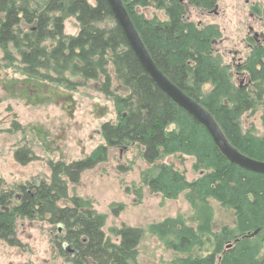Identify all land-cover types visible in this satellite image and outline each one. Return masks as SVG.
Returning <instances> with one entry per match:
<instances>
[{
	"label": "trees",
	"instance_id": "obj_1",
	"mask_svg": "<svg viewBox=\"0 0 264 264\" xmlns=\"http://www.w3.org/2000/svg\"><path fill=\"white\" fill-rule=\"evenodd\" d=\"M123 2L163 73L214 116L235 148L264 161V134L245 132L241 126L243 115L258 104L264 109V62L259 57L254 64L246 62L242 69L253 84L236 87L215 53L217 28H199L185 19L189 6L210 8L216 0ZM147 6L165 10L168 20L138 13V7ZM69 18L79 25L76 35L65 34ZM0 49L4 59L22 65L29 80L46 83L37 93L73 91L81 82L93 81L113 102L117 115L115 122L101 125L104 144L89 155L69 163L50 162L48 181H30L11 190L0 186V241L16 247L18 221H43L56 226L54 249L71 264H137L146 231L166 249L187 256L170 264H264V174L226 160L207 130L150 79L107 0H0ZM130 145L142 150L150 166L142 175L143 184L169 200L185 194L193 225L176 216L147 229L122 226L119 243H112L103 230L105 216L87 198L69 195L68 183L79 184L83 173L107 161L110 150ZM177 155L195 159L197 179L189 181L173 164L163 163ZM14 158L23 165L36 159L26 147L15 151ZM210 200L234 212L233 227L214 230Z\"/></svg>",
	"mask_w": 264,
	"mask_h": 264
},
{
	"label": "rangeland",
	"instance_id": "obj_2",
	"mask_svg": "<svg viewBox=\"0 0 264 264\" xmlns=\"http://www.w3.org/2000/svg\"><path fill=\"white\" fill-rule=\"evenodd\" d=\"M216 1L218 16L189 6L185 19L199 28L218 24L221 34L216 41L215 53L221 64L227 67L236 87L249 86L247 71L244 80L236 74L240 71L237 65L244 64L250 54L242 44L248 33L247 23H252L248 17L247 0ZM137 11L148 19L168 20L165 10L154 6L138 7ZM78 31L76 19H67L65 34L76 35ZM237 50L243 54L235 55ZM4 54L0 49V186L11 190L30 181H48L50 162L64 160L69 163L89 155L104 144L99 133L101 125L115 122L117 115L113 102L98 90L97 83L93 81H83V85L73 91L63 88H55V91V86H50L53 89H48L50 94L47 91L39 93V98L44 99L39 102L36 90L42 91L41 87L46 83L29 80L22 73V65L17 60L9 62L4 59ZM251 64H254L253 60ZM113 84V88L117 86ZM116 90L122 92L119 86ZM241 126L245 132L263 135L264 109L258 106L243 115ZM40 134L46 137L39 138ZM24 147L36 158L25 165L14 158L15 151ZM194 162L193 157L179 155L163 160V163L173 164L183 172L189 181L200 176L199 171L193 170ZM149 168L138 146L112 149L106 162L83 173L79 184L68 183L69 195L87 198L105 216L103 230L112 243H119L117 232L122 226L147 229L153 223L176 216H183L189 225H193V210L185 194L169 200L160 193L150 192L143 184L142 175ZM210 204L214 210L215 231L234 226L231 209L214 200H210ZM56 235V226L46 222L18 221L20 245L10 247L0 241V264H71L54 249ZM194 252L206 254L200 249ZM178 257L187 256L166 249L155 235L146 231L138 248L137 264H170Z\"/></svg>",
	"mask_w": 264,
	"mask_h": 264
},
{
	"label": "water",
	"instance_id": "obj_3",
	"mask_svg": "<svg viewBox=\"0 0 264 264\" xmlns=\"http://www.w3.org/2000/svg\"><path fill=\"white\" fill-rule=\"evenodd\" d=\"M107 2L131 50L150 79L207 130L217 149L226 160L244 170L264 174V161L260 162L250 158L235 148L225 136L214 116L204 106L175 85L156 65L135 28L123 0H107ZM256 233L249 234L248 237H252Z\"/></svg>",
	"mask_w": 264,
	"mask_h": 264
},
{
	"label": "flooded vegetation",
	"instance_id": "obj_4",
	"mask_svg": "<svg viewBox=\"0 0 264 264\" xmlns=\"http://www.w3.org/2000/svg\"><path fill=\"white\" fill-rule=\"evenodd\" d=\"M247 8H248V17L249 20L252 21L251 24H248L247 27V36L244 37V40L242 41V44L244 45L243 47L249 51V56L246 59L248 63L252 62L254 60L256 62L258 52L262 51L264 52V0H247L246 2ZM218 6H217V1L213 4L212 7L210 8H203V10H208L209 14L214 13L215 15H219L218 12ZM240 13V11H238ZM205 14V11H204ZM208 26V25H207ZM204 26V27H207ZM210 26H215L216 28L218 27V24H211ZM218 33L221 34L219 27L217 28ZM235 55L238 54H243V51L237 50L234 52ZM235 60V57L234 59ZM244 64H238V68L240 69L239 72H237L238 78H241L242 80L246 79V72L242 69ZM249 74V84H253L252 78Z\"/></svg>",
	"mask_w": 264,
	"mask_h": 264
},
{
	"label": "bare ground",
	"instance_id": "obj_5",
	"mask_svg": "<svg viewBox=\"0 0 264 264\" xmlns=\"http://www.w3.org/2000/svg\"><path fill=\"white\" fill-rule=\"evenodd\" d=\"M258 55H260V59L264 60V52L259 51V52H258ZM156 65H157V64H156ZM180 89H181V88H180ZM181 90H182V89H181ZM185 93H186V92H185ZM186 94H187V93H186ZM187 95H188V94H187ZM188 96H189V95H188ZM191 98H192V97H191ZM258 105H259V104H258ZM258 105H257V106H258ZM257 106H256V107H257ZM221 129H222V128H221ZM223 132H224V131H223ZM224 134H225V133H224ZM215 146H216V145H215ZM216 148H217V147H216ZM217 150H218V149H217ZM218 151H219V150H218ZM219 153H220V152H219ZM220 154H221V153H220ZM221 155H222V154H221ZM33 156H34V154H33ZM222 156H223V155H222ZM258 161H260V160H258ZM31 162H32V161H31ZM260 162H261V161H260ZM29 163H30V162H29ZM231 245H232V244H230V246H231ZM230 246H228V247H230ZM228 247H227V248H228Z\"/></svg>",
	"mask_w": 264,
	"mask_h": 264
}]
</instances>
